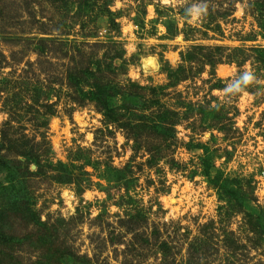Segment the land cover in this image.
<instances>
[{"label":"rangeland","instance_id":"374dc122","mask_svg":"<svg viewBox=\"0 0 264 264\" xmlns=\"http://www.w3.org/2000/svg\"><path fill=\"white\" fill-rule=\"evenodd\" d=\"M263 225L264 0H0V264H264Z\"/></svg>","mask_w":264,"mask_h":264},{"label":"trees","instance_id":"16d2710c","mask_svg":"<svg viewBox=\"0 0 264 264\" xmlns=\"http://www.w3.org/2000/svg\"><path fill=\"white\" fill-rule=\"evenodd\" d=\"M104 112V114L106 115V116H109L110 117V115H111V110L108 108V107H106L105 108V110L103 111ZM112 116V115H111ZM33 164H35L37 167H38V169H40V165H39V161H35V162H33V161H31ZM30 166L31 165H29V168H30ZM264 226V225H263Z\"/></svg>","mask_w":264,"mask_h":264}]
</instances>
